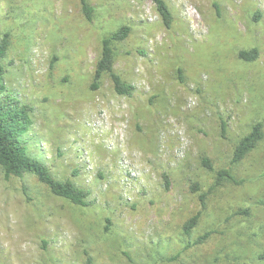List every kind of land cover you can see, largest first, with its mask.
Wrapping results in <instances>:
<instances>
[{
	"label": "rangeland",
	"instance_id": "1",
	"mask_svg": "<svg viewBox=\"0 0 264 264\" xmlns=\"http://www.w3.org/2000/svg\"><path fill=\"white\" fill-rule=\"evenodd\" d=\"M88 1L92 21L81 0H0V64L33 108L30 151L94 202L0 166V264H264V139L233 163L264 127V0H164L170 28L155 0ZM123 26L115 72L131 98L110 75L93 89L102 41ZM254 48L257 61L239 57Z\"/></svg>",
	"mask_w": 264,
	"mask_h": 264
},
{
	"label": "trees",
	"instance_id": "2",
	"mask_svg": "<svg viewBox=\"0 0 264 264\" xmlns=\"http://www.w3.org/2000/svg\"><path fill=\"white\" fill-rule=\"evenodd\" d=\"M157 9L165 23L170 28L173 23V15L168 5L164 0H155ZM82 9L88 21L93 20L94 8L88 0H81ZM261 14H257V19L261 18ZM130 26H123L114 34L105 37L102 41L101 58L97 64L94 76L93 89L97 90L105 75H110L114 89L119 96L131 98L134 96L136 88L123 80L122 76L115 72V49L116 42L125 41L130 33ZM10 34L7 33L0 43V60L4 59L9 48ZM239 57L246 62H255L260 57L258 48L250 51L244 50L239 53ZM5 67L0 64V166L3 168L6 178L12 177L23 179L27 174H32L38 180L46 185L51 193L59 198L68 200L72 204L89 208L94 202L89 200L90 192L86 189H81L72 181H60L56 179L46 162L30 151L29 142L26 135L31 130L33 125L32 113L33 108L28 104H24L21 100L15 98L10 93H7L5 86ZM264 139V127L262 123H257L252 131L246 135L237 145L233 163L242 162L250 153L256 150L259 144ZM204 163L212 168L208 160ZM168 179V176H165ZM224 178H231L228 171L220 173L219 182ZM218 182L217 185H220ZM169 185V184H168ZM195 185V189H197ZM205 196L202 197L204 201ZM246 214L250 211L246 210ZM200 215L193 217L185 224V233L187 236L192 235L193 229L198 225ZM208 233L200 237L195 245L205 244L210 238ZM259 260H264V252L259 255ZM88 264H92V260H88Z\"/></svg>",
	"mask_w": 264,
	"mask_h": 264
}]
</instances>
